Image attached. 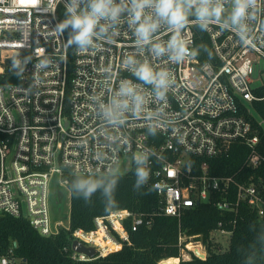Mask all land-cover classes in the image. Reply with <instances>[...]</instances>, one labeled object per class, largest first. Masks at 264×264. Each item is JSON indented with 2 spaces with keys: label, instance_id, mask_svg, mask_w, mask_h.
Listing matches in <instances>:
<instances>
[{
  "label": "built area",
  "instance_id": "1",
  "mask_svg": "<svg viewBox=\"0 0 264 264\" xmlns=\"http://www.w3.org/2000/svg\"><path fill=\"white\" fill-rule=\"evenodd\" d=\"M94 2L0 0V75L8 70L18 79L0 81V213L55 236L70 228V219L54 221L53 178L69 190L66 172L108 175L127 160L141 166L154 188L158 214L180 220L187 209L213 203L237 216L246 203L263 215L262 184L238 175L264 162L258 126L250 120L252 103L264 99V0H243L239 17L240 0H176L179 22L159 14L158 0H110L90 41L76 50L68 93L58 8L73 19L90 13ZM201 9L206 14L195 12ZM217 9L218 16L209 13ZM198 25L214 54L207 62L197 54ZM236 142L251 148L237 172L214 175L207 160L196 162L225 156ZM127 222L137 230L152 219L128 208L96 216L95 228L74 230L72 242L94 247L97 255L76 252L71 242V258L92 260L121 249L130 242ZM235 222L221 220L206 237L180 227L174 258L180 264L225 252L221 239L231 242ZM0 264L27 263L10 249Z\"/></svg>",
  "mask_w": 264,
  "mask_h": 264
},
{
  "label": "trees",
  "instance_id": "2",
  "mask_svg": "<svg viewBox=\"0 0 264 264\" xmlns=\"http://www.w3.org/2000/svg\"><path fill=\"white\" fill-rule=\"evenodd\" d=\"M58 16L67 38L69 93L76 50L83 44L75 39L79 29L70 23V14L63 6L58 8ZM196 29L197 54L202 62L210 61L214 54L209 37L201 25ZM0 81L17 82L18 79L7 70L5 74L0 75ZM252 109L250 120L254 126H258L261 139L258 150L264 153V125H258L257 122V118L264 121V99L254 101ZM249 153L251 154V148L236 142L229 154L207 159L200 157L196 162L207 160L210 172L214 175L233 174L245 165ZM140 170L141 166L134 163L125 173L84 176L66 172L70 193V228H62L55 236H43L28 219L1 212L0 256L13 249L27 264H159L163 259L179 256L180 227L189 234H201L206 237L221 220L234 219L235 229L227 251L212 252L206 259L193 255L191 259L181 261L180 264H264V214L260 216L246 203L241 205L240 214L237 216L234 213L224 214L213 203L187 209L180 220L158 214L157 194L141 175ZM249 178L250 182L262 184L264 197V162L255 169L243 168L238 175L240 181ZM53 197H56L54 193L51 200ZM123 208L142 214L144 218H151V225L147 226L144 222L137 230H132L130 222H127L130 242H124L121 249L92 260L71 258L74 230H93L96 216ZM225 223L230 227V222Z\"/></svg>",
  "mask_w": 264,
  "mask_h": 264
},
{
  "label": "clouds",
  "instance_id": "3",
  "mask_svg": "<svg viewBox=\"0 0 264 264\" xmlns=\"http://www.w3.org/2000/svg\"><path fill=\"white\" fill-rule=\"evenodd\" d=\"M110 0H95L92 11L83 16H73L70 23L73 24L74 28L79 29V32L75 39L80 43H88L90 37L93 34V29L98 21V19L104 16L108 11V4ZM157 10L159 14L163 16H168L172 21L179 22L183 20V13L181 9L177 6L176 0H158ZM217 12L219 9L216 10ZM207 9H201V15L206 14ZM244 13L243 0L237 5L235 16L239 17ZM142 31L147 32V27L142 25ZM91 191V189H89Z\"/></svg>",
  "mask_w": 264,
  "mask_h": 264
},
{
  "label": "rangeland",
  "instance_id": "4",
  "mask_svg": "<svg viewBox=\"0 0 264 264\" xmlns=\"http://www.w3.org/2000/svg\"><path fill=\"white\" fill-rule=\"evenodd\" d=\"M196 13H201L200 10H196ZM211 15L218 16V12H209ZM131 167V164L127 160H123L120 165L117 168V172L119 173H125L127 170H129ZM59 178L56 175L53 178L52 186H51V192L56 195V197L52 198L51 207H52V214L54 221H63L64 224L69 223L70 218V193L69 190H66L61 188L59 185ZM66 191V193H65ZM52 196V194H51ZM57 199V200H56ZM56 206V207H55ZM223 249L226 251L230 247V241L227 238L221 239Z\"/></svg>",
  "mask_w": 264,
  "mask_h": 264
},
{
  "label": "water",
  "instance_id": "5",
  "mask_svg": "<svg viewBox=\"0 0 264 264\" xmlns=\"http://www.w3.org/2000/svg\"><path fill=\"white\" fill-rule=\"evenodd\" d=\"M72 249L79 253H85L90 257H95L97 255L96 249L94 247L86 246L84 243H82L77 239L72 242ZM196 253L199 254L201 257H203L202 254H200V252L196 251Z\"/></svg>",
  "mask_w": 264,
  "mask_h": 264
},
{
  "label": "bare ground",
  "instance_id": "6",
  "mask_svg": "<svg viewBox=\"0 0 264 264\" xmlns=\"http://www.w3.org/2000/svg\"><path fill=\"white\" fill-rule=\"evenodd\" d=\"M163 264H178V258L171 257L165 260Z\"/></svg>",
  "mask_w": 264,
  "mask_h": 264
}]
</instances>
